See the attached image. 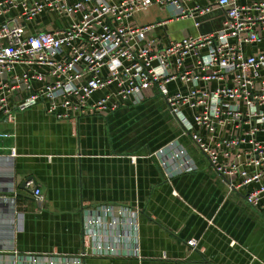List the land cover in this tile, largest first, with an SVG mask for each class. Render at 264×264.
<instances>
[{
  "label": "built area",
  "instance_id": "obj_1",
  "mask_svg": "<svg viewBox=\"0 0 264 264\" xmlns=\"http://www.w3.org/2000/svg\"><path fill=\"white\" fill-rule=\"evenodd\" d=\"M181 1L192 2L0 0V122L14 123L16 113L44 103L57 118L71 120L115 111L156 92L215 173L238 179L228 183L229 190H244L245 202L264 213V51H251L264 42V0L196 4L172 18H189L200 28L220 12L217 29L168 42L158 51L140 46L138 41L150 39L161 24L134 27L129 21L153 6L179 8ZM213 81L217 85L212 89H198L199 83ZM173 82L189 84L190 90L170 94ZM101 91L105 94L91 101ZM197 130L206 131L207 141ZM9 152L17 157L16 148ZM150 158L167 181L197 169L178 139ZM251 185L255 188L248 190ZM32 196L41 202L39 189ZM139 217L137 207L99 206L84 216L83 246L77 254H14L12 264H82L87 256L139 259ZM186 245L192 251L196 241Z\"/></svg>",
  "mask_w": 264,
  "mask_h": 264
},
{
  "label": "crops",
  "instance_id": "obj_2",
  "mask_svg": "<svg viewBox=\"0 0 264 264\" xmlns=\"http://www.w3.org/2000/svg\"><path fill=\"white\" fill-rule=\"evenodd\" d=\"M216 1L153 6L129 25L160 23L150 39L138 41L158 51L168 42L217 29L220 12L200 28L189 18H172L196 4ZM254 50L263 52L264 42ZM215 85L199 83L198 89ZM189 90V84L168 85L170 94ZM104 94L95 93L91 101ZM197 132L207 141L206 131ZM0 135H8L0 137V264H12L14 254H77L83 246L85 214L102 205L139 209L140 258L87 256L82 264H264L263 211L245 202L244 190H229L228 183L238 179L215 173L156 92L115 111L71 120L57 118L40 104L16 113L14 123L0 122ZM174 139L187 149L197 169L167 181L150 155ZM10 148H16L17 157H10ZM233 158L231 151L230 161ZM34 189L40 190V203L33 199ZM189 240L196 241L192 251L186 245Z\"/></svg>",
  "mask_w": 264,
  "mask_h": 264
},
{
  "label": "water",
  "instance_id": "obj_3",
  "mask_svg": "<svg viewBox=\"0 0 264 264\" xmlns=\"http://www.w3.org/2000/svg\"><path fill=\"white\" fill-rule=\"evenodd\" d=\"M22 188H24V183H22Z\"/></svg>",
  "mask_w": 264,
  "mask_h": 264
}]
</instances>
